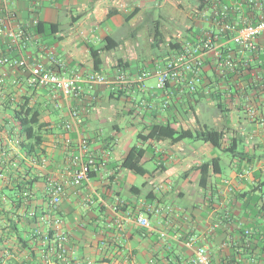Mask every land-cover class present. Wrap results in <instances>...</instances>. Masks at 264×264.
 <instances>
[{"label": "crops", "instance_id": "crops-1", "mask_svg": "<svg viewBox=\"0 0 264 264\" xmlns=\"http://www.w3.org/2000/svg\"><path fill=\"white\" fill-rule=\"evenodd\" d=\"M213 1H207L201 16L186 5L163 12L171 0H8V24L23 25L28 33L26 55L62 75L101 72L111 80L124 72L133 78L153 72L178 48L212 32L219 55L241 68L223 81L214 71L217 56L208 53L193 92L179 83L156 89L155 77L149 76L142 86L83 85L77 96L64 98L49 87L29 86L25 69L0 64V264L27 260L18 237L30 239L33 257L27 264H60L51 242L34 243L39 237H31L32 232L45 235L54 218L68 236V264H190L199 246L206 248L211 264H264V34L257 37L255 52L242 50L222 34L214 16L226 3L229 21L256 22L260 9L256 0ZM33 18L42 22L40 32L31 25ZM151 28L150 45L159 31L158 46L167 51L133 56L132 42ZM114 29L118 39L111 35ZM107 38L116 41L110 50L104 48L111 44ZM19 49L10 37L0 36V56L18 57ZM95 49L101 58L98 70L91 56ZM21 105L30 123L41 125V144L29 153L20 144L31 139L13 118ZM71 108L81 116L79 132L94 158L93 175L80 185L71 183L79 155L76 134L63 127ZM168 122L186 131L212 127L224 133L223 143L139 139L146 172L138 186L136 173L121 166L132 146H126L131 133L146 134L147 125ZM67 136L72 144L65 143ZM49 179L64 187L56 208L49 203ZM23 182H29L23 207H16L11 198L20 197L16 190ZM143 199L173 210L149 214ZM140 214L149 218V228L138 225ZM14 222L17 229L8 227ZM189 235L194 242L187 243Z\"/></svg>", "mask_w": 264, "mask_h": 264}, {"label": "built area", "instance_id": "built-area-1", "mask_svg": "<svg viewBox=\"0 0 264 264\" xmlns=\"http://www.w3.org/2000/svg\"><path fill=\"white\" fill-rule=\"evenodd\" d=\"M1 10L3 19L0 20V36L7 35L10 37L13 44L19 46V56H0V64H8L10 66L25 69L28 74L26 82L31 87H49L51 90L59 92L64 98L71 96H77L81 93L82 86L87 85L92 87L97 84L113 83L120 87H127L132 84L143 85V82L149 76L155 77L156 89H164L168 83L184 84L185 88L189 92L195 91L196 84L200 79V74L203 67V58L208 53H214L216 55V70L219 75H223L227 71H231L236 66V61L231 57H222L218 53V47L215 43V36L208 34L193 44H185L178 48L173 55L168 58L164 63L156 66L151 72L150 70H144L136 74L135 77L129 78L124 72H119L111 80L106 78L101 72H88L79 73L73 72L69 75H62L48 66L31 59L26 55L25 42L28 40L26 29L23 25L17 26L16 29L11 28L8 24L12 18V15L8 8V0H2ZM260 9V17L256 22L252 21H229L228 13L230 7L228 4H223L219 8L214 10V16L219 24L220 31L222 33L228 32L230 34L229 39L234 44L239 46L242 50L249 52L256 51V39L258 36L264 34V1L256 0L254 2ZM205 14V11L201 12V16ZM4 22H6L4 24ZM38 23L37 18H33L31 25L35 26ZM23 42V44L21 43ZM81 116L76 109L68 110V118L64 121L63 127L67 132H74L76 134V145L79 150V155L74 158V170L71 177V183L74 185H80L84 180L88 179V173L92 170L94 164V158L89 149L88 141L85 137L81 136L79 132V125L81 124ZM73 138L67 136L65 143L67 145L73 143ZM163 186L162 183L158 184V187ZM47 193L49 195V203L53 208L61 201V196L64 191L63 184L49 179L47 181ZM141 206L144 210L152 215H157L162 212H171L172 206L169 204L161 205L156 202L141 200ZM29 216H34V211L28 212ZM136 221L142 228L150 227V220L146 215H138ZM48 231L43 236V241L46 243L51 242L52 253L56 260L60 264H68V236L63 230L61 221L59 218H54L52 221H48ZM51 234V238H47V234ZM38 234L36 232L31 233V237H35ZM194 235H189L186 239L187 243L194 242ZM49 240V242H48ZM190 264H211L209 256L204 246H199L194 252V256L190 260Z\"/></svg>", "mask_w": 264, "mask_h": 264}, {"label": "trees", "instance_id": "trees-1", "mask_svg": "<svg viewBox=\"0 0 264 264\" xmlns=\"http://www.w3.org/2000/svg\"><path fill=\"white\" fill-rule=\"evenodd\" d=\"M208 0H199V4H198V13H200L201 11L204 10V8L206 7L205 5L207 4ZM259 1V0H258ZM218 1H213L212 3H217ZM226 4V3H225ZM110 13V12H109ZM136 13V10L132 11L130 14H128V16L126 17V20L130 19L134 14ZM42 22H38L35 26V30L37 32L41 31V27H42ZM212 36L214 35V33H209ZM225 35V37L229 38L230 34L228 32H224L222 33ZM111 44L106 43L104 48L106 50H110L112 49L115 45H116V41L112 38H107ZM153 40H154V46H158L159 42L161 41V33L159 31L154 33L153 36ZM91 56H92V62H93V68L95 70H98V65L101 63V58L99 53L97 52V49L95 50H91ZM241 66L240 63L237 64L233 70L231 71H227L226 73H224L223 75H219L218 76L220 78L223 79V81H227V79H229V76H231L232 74H234L235 72H238L240 70ZM216 69V64H215V68L214 71L217 70ZM229 75V76H228ZM13 118L14 120H16L19 124V126L21 127L23 134H25L27 137H29L31 140L25 143H21L20 146L23 148V150L27 151L28 153L30 152V149H34L35 147H38L41 144V139H40V135L38 134V131L40 129V124H38L36 127H34L31 123H30V118L28 115V111L25 110L24 106L21 105L17 110H14L13 112ZM146 128L148 129V132L146 134H142L141 132L137 133V138L138 139H142V140H161V139H168L171 142H177V141H181L184 139H193V140H199V141H203V142H209L211 143L213 146L215 147H221L222 143H223V132L222 131H218L212 127L209 126H203L199 129H195V130H189L186 131L184 129L181 128H175L171 125V123H151L149 125L146 126ZM39 156V155H38ZM121 166L123 168L129 169L132 172L139 174V175H143L146 170L145 168L141 165L140 163V155H139V147L135 144L132 145L128 152L126 153V155L123 157L122 162H121ZM93 175V171H90L88 173V178L91 177ZM29 185V182H23L21 185H17V190L16 192L19 193L20 197H12V201L16 202V207H21L22 203H24V199L22 196V193L24 191V189H26L25 187ZM23 207V206H22ZM28 209V207L24 206V210L26 211ZM8 227L13 228V229H17L16 226V222L14 223H10L8 225ZM243 235H245V232L242 230L241 231ZM43 235L44 234H40L32 237L33 239L38 238L35 240L34 243L36 242H40L43 240ZM47 238L50 239L51 238V234L48 233ZM19 240V244L25 248H27L28 250V254H27V260H23L20 263H13V264H27L28 259H31L33 257V250L31 248V244H30V239H22L21 237H18ZM49 242V240H48Z\"/></svg>", "mask_w": 264, "mask_h": 264}, {"label": "rangeland", "instance_id": "rangeland-1", "mask_svg": "<svg viewBox=\"0 0 264 264\" xmlns=\"http://www.w3.org/2000/svg\"><path fill=\"white\" fill-rule=\"evenodd\" d=\"M171 1H172V4L163 7V12L166 11L169 13L170 11L169 9L173 6L178 7V9H185V5L188 6L186 8L192 7L193 9H195L194 10L195 13H196V10H198L197 8H198L199 0H171ZM147 3H148L147 5H151V3H154V2L148 1ZM158 9L159 8H156L157 12L159 11ZM141 32H142V35L139 38V40L137 42H132L133 43V51H132L133 56L135 55L139 59L143 57L142 55L149 54V53H153L154 55L161 56L167 51L168 48H165L162 46L154 47L150 45V41L148 39L152 34V28H151V31H149L148 33H147V30H144V29ZM119 33L120 32L118 30L114 29L111 35L114 38L118 39ZM135 43H138V45L135 46ZM117 55L120 56V53L117 52ZM137 132H138L137 130H134V132L131 133V136H132L131 140L127 142L128 144L126 146H131L137 143V141L139 140L137 138ZM153 164L154 163L152 161L147 162L145 164V167L150 170L154 167ZM134 177H136L137 185L141 186V183L145 180V177L139 174H134Z\"/></svg>", "mask_w": 264, "mask_h": 264}]
</instances>
